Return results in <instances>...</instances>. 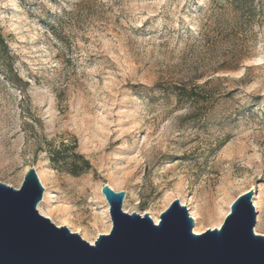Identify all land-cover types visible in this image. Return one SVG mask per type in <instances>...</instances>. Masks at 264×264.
Returning a JSON list of instances; mask_svg holds the SVG:
<instances>
[{
  "label": "rangeland",
  "instance_id": "obj_1",
  "mask_svg": "<svg viewBox=\"0 0 264 264\" xmlns=\"http://www.w3.org/2000/svg\"><path fill=\"white\" fill-rule=\"evenodd\" d=\"M239 2L0 0V183L34 168L85 241L111 229L104 185L128 214L196 207L201 232L254 190L263 225L264 0Z\"/></svg>",
  "mask_w": 264,
  "mask_h": 264
},
{
  "label": "water",
  "instance_id": "obj_2",
  "mask_svg": "<svg viewBox=\"0 0 264 264\" xmlns=\"http://www.w3.org/2000/svg\"><path fill=\"white\" fill-rule=\"evenodd\" d=\"M111 229L89 244L39 214L43 187L34 168L19 189L0 183V264H264V235L254 232V190L239 195L219 228L194 234L188 210L172 201L154 224L125 213L123 192L101 188Z\"/></svg>",
  "mask_w": 264,
  "mask_h": 264
},
{
  "label": "bare ground",
  "instance_id": "obj_3",
  "mask_svg": "<svg viewBox=\"0 0 264 264\" xmlns=\"http://www.w3.org/2000/svg\"><path fill=\"white\" fill-rule=\"evenodd\" d=\"M257 196H256V199L255 200H253V206H254V208H255V210H256V212H258V210H259V204H258V202H257ZM41 204H43V201H42V203ZM41 204H39L38 206H37V209H38V212H39V214L40 215H42V216H44V217H46V218H49V219H51V216H50V214L49 213H46V212H43L42 210H41ZM200 209V208H199ZM188 212H189V215H190V217L194 220V229H193V233L194 234H201L202 232L197 228V220L199 219V211H198V209L196 208V207H192V210L189 208L188 209ZM228 213V212H227ZM207 215L209 216V211H207ZM151 218V220L153 221V223L154 224H157L158 223V221H159V218L158 217H156V218H153V217H150ZM257 222H258V227H259V229H264V224L263 225H261L260 223H259V219H258V217H257ZM219 226H220V224H215L214 226H212V228L211 229H214V228H219ZM109 229H110V224H109V226H107L106 228H105V230H104V234H107L108 232H109ZM72 232V231H71ZM75 232V231H74ZM255 233H257V231L255 230ZM89 244H93V242L94 241H87Z\"/></svg>",
  "mask_w": 264,
  "mask_h": 264
},
{
  "label": "trees",
  "instance_id": "obj_4",
  "mask_svg": "<svg viewBox=\"0 0 264 264\" xmlns=\"http://www.w3.org/2000/svg\"><path fill=\"white\" fill-rule=\"evenodd\" d=\"M237 1H240L239 3H241V2H245V0H237ZM0 43H1V44L3 43L1 38H0ZM174 91H176V92H174V93H175V97H176L177 99H179V100H180L181 98H185V99H188V100H194V99H196V98H195L196 96H194L193 91H186V90H185L184 88H182V87H174ZM57 154H58V153L55 152V154H54V156H52V158H54ZM74 158L77 159L78 161H82V163H84L85 167H88L87 162L83 160L82 156L74 155ZM73 167H75V165H74ZM70 173H71L73 176L76 175L75 172H70Z\"/></svg>",
  "mask_w": 264,
  "mask_h": 264
}]
</instances>
